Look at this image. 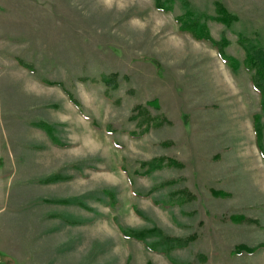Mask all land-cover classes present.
Instances as JSON below:
<instances>
[{
	"label": "rangeland",
	"instance_id": "1",
	"mask_svg": "<svg viewBox=\"0 0 264 264\" xmlns=\"http://www.w3.org/2000/svg\"><path fill=\"white\" fill-rule=\"evenodd\" d=\"M169 7L0 0V264H264V110L237 41L264 54V0Z\"/></svg>",
	"mask_w": 264,
	"mask_h": 264
},
{
	"label": "trees",
	"instance_id": "2",
	"mask_svg": "<svg viewBox=\"0 0 264 264\" xmlns=\"http://www.w3.org/2000/svg\"><path fill=\"white\" fill-rule=\"evenodd\" d=\"M152 1L156 9L161 10V11H168L170 8L169 4L173 0H152ZM219 13H220L219 17L215 20L222 24L228 25L230 18L226 14V12L222 9H219ZM201 18L202 17L200 15H196L191 11H187L184 13L183 17L176 18V21L179 24L180 31L190 33L195 39L207 42L210 46H212L216 50L221 61L229 64L232 70H236L237 62L231 59L229 56L225 55L222 51L223 47L227 44V41L225 39H221L219 42L214 41L209 36L206 24L205 22L201 20ZM237 41L241 45V47L245 50V54L247 55V59L244 62L246 69L249 71L251 69H254L255 74L253 75L251 81H252L254 90H256L260 94L261 98H260L259 105H260L261 110H264V54L262 53V51L255 49V47L246 39L244 40L241 39V41H239V38H238ZM102 80L107 84L110 82H114V84L116 85L114 76L102 77ZM54 84L56 85L57 83H54ZM115 85H112V86L114 87ZM66 93L68 95L69 100L75 105V107L78 108V110H80L79 104L73 99V97L70 94H68V92ZM259 120H260L259 116L258 115L255 116L253 118L252 125H253V131H254V136H255V141L257 143V147L259 148V152L264 158V152L260 144L261 131H260ZM35 126L45 131H49V128L47 127L46 124L39 123ZM150 170H152V166ZM156 233L157 231L155 232L154 229L145 230V231H133V230L122 231V234L125 238H133L138 241H144L147 237H150L151 235L156 234ZM171 242H172V239L165 240L164 244H169V245H166V248H173V246L174 248H179L181 246V244L178 243L179 240H174V242H176V245L172 244ZM156 244H162V243L160 242ZM146 246L150 250H153L156 248L152 244L151 245L146 244ZM248 252H253V250H250Z\"/></svg>",
	"mask_w": 264,
	"mask_h": 264
}]
</instances>
